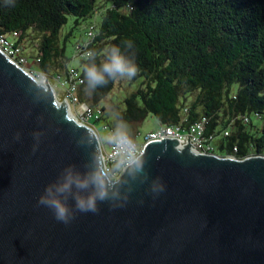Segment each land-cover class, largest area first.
<instances>
[{"label": "water", "instance_id": "95a60500", "mask_svg": "<svg viewBox=\"0 0 264 264\" xmlns=\"http://www.w3.org/2000/svg\"><path fill=\"white\" fill-rule=\"evenodd\" d=\"M33 78L0 52V264H264L262 156L153 142L147 179L129 181L114 208L58 221L39 197L67 165L85 167L92 149L82 129L92 130Z\"/></svg>", "mask_w": 264, "mask_h": 264}, {"label": "trees", "instance_id": "16d2710c", "mask_svg": "<svg viewBox=\"0 0 264 264\" xmlns=\"http://www.w3.org/2000/svg\"><path fill=\"white\" fill-rule=\"evenodd\" d=\"M96 12L99 27L90 25L74 44L79 66L70 68L67 40ZM69 16L73 26L60 41ZM0 36L11 37L22 52L35 40L31 58L50 83L78 71L77 98L100 110L94 122L101 121L107 135L122 118L132 125L151 115L159 126L183 130L203 122L218 157L264 156V0H0ZM113 45L138 72L128 79L131 90L120 107L112 104L110 123L100 102L118 80L106 77L107 84L91 89L83 71L106 59Z\"/></svg>", "mask_w": 264, "mask_h": 264}, {"label": "clouds", "instance_id": "9594fccd", "mask_svg": "<svg viewBox=\"0 0 264 264\" xmlns=\"http://www.w3.org/2000/svg\"><path fill=\"white\" fill-rule=\"evenodd\" d=\"M12 3L13 0H6V4ZM86 55L95 60L91 51ZM104 55L107 58L99 65L93 62L83 71L84 79L91 89L107 84L108 79L116 81L126 77L131 80L137 75V65L121 53L119 46H111L110 52ZM32 83L37 88L47 91L46 80H33ZM53 106L60 110L58 106ZM82 135L85 137L82 141L83 146L92 149L85 167L80 169L72 164L67 165L55 180V191L52 186H47L46 194L41 195L38 200L40 205L51 209L55 218L65 224L74 218L77 211L98 212L101 203L106 202L114 208L113 200L129 181L137 180L141 176L147 179L145 171L147 162L136 149L135 136L126 119L122 118L115 133L105 140L106 143L116 146L114 159H108L100 150L94 132L84 128ZM33 150L35 151V147ZM152 190L162 192L164 188L161 184L153 183ZM70 199L74 201V205L69 204Z\"/></svg>", "mask_w": 264, "mask_h": 264}, {"label": "built area", "instance_id": "2783aa9c", "mask_svg": "<svg viewBox=\"0 0 264 264\" xmlns=\"http://www.w3.org/2000/svg\"><path fill=\"white\" fill-rule=\"evenodd\" d=\"M15 35L16 34L14 33L13 36ZM0 52L16 66L22 68L31 77L35 78L36 75H41L40 80H48V78L44 74L35 73L34 71L24 67L27 62V59L23 55L21 47L15 45L7 37L0 36ZM76 54L79 56L85 55V53H83V50H81L79 47H76ZM54 82L58 90V92H55H57V94L59 95V99H56L62 102L63 104L67 105L68 107L70 105V107L73 108L75 111V114L73 116L76 118V120L80 119L82 121L80 123L90 127V129L93 131V126L88 124V122L97 119L98 115L100 114V110L98 108H92L85 103L79 102L77 98V91L79 89V86L83 83V79L80 77L79 72L71 69L67 77L62 79L58 78ZM111 135L113 134H108V137H110ZM224 135H227V131L224 132ZM167 139L178 141V145L180 147L190 145L191 147L195 148L199 153L214 155V145L212 142L213 139L211 136H204L203 122H197L195 124H192L188 127L187 130H183L180 126H160L158 129L147 133L143 137V143L141 145H138L135 141L136 149L138 153L143 156L144 150L148 144L153 142H160L162 140ZM98 143L100 150L106 155L108 159L111 160L115 158L116 146L114 144H110L108 151H104V144L100 141L99 138ZM247 158L249 157H246L244 159Z\"/></svg>", "mask_w": 264, "mask_h": 264}, {"label": "rangeland", "instance_id": "374dc122", "mask_svg": "<svg viewBox=\"0 0 264 264\" xmlns=\"http://www.w3.org/2000/svg\"><path fill=\"white\" fill-rule=\"evenodd\" d=\"M100 21H101V14L96 12L93 16L86 18L84 20H81L79 25H77V27L73 29L72 35L68 38L67 43H66V56L70 59V62L68 64L70 68H77L79 66V61L77 59H73L74 44L78 41L85 39V32L90 25L93 24L96 26V28H98ZM73 23H74V18L69 16L67 24L64 25L60 31V41H62V38L64 37V35L70 31V29L73 26ZM8 39L11 40L12 38L8 37ZM30 41L31 42L29 44L26 43L23 47V55L27 58V62L24 65V67L37 73V67L34 64L33 59L31 58V56L34 55L33 51H35L36 41L31 40V39ZM35 78L40 80L41 75L39 76L36 75ZM49 84L51 85L53 90L55 89L53 93L55 97L59 99V95L57 94L58 90L56 88L55 82L54 83L49 82ZM130 90H131V86L129 84L128 79L126 78L120 79L117 81L115 88L109 94V96L100 102V106H103L105 108L103 117H106V119L109 120L110 123L114 118L112 108H111L112 104L113 103L117 104V106L120 107L119 102L122 100L125 94L128 93ZM69 110L73 115L75 114L74 109L71 108L70 105H69ZM252 119L255 120L254 117H252ZM78 121L82 122L80 119H78ZM88 124L93 126V128L95 129L94 130L91 127L93 129V132L96 134V136H98L100 141L104 144V148H103L104 151H108L110 144L105 142L108 135L106 131L103 129V123L101 121L95 123L94 120H91L88 122ZM131 127H132V134L135 136L136 143L138 145H141L143 143V137L147 133L155 129H158L160 126L151 115H148L142 123L132 124Z\"/></svg>", "mask_w": 264, "mask_h": 264}, {"label": "bare ground", "instance_id": "6f19581e", "mask_svg": "<svg viewBox=\"0 0 264 264\" xmlns=\"http://www.w3.org/2000/svg\"><path fill=\"white\" fill-rule=\"evenodd\" d=\"M34 80H39V79H36V78H33ZM47 86L50 88V89H52V87L51 86H49L48 84H47ZM55 102H56V104H58V105H61V104H59V102L57 101V99H55ZM67 106V105H66ZM68 107V106H67ZM65 108L66 110H67V112H68V116H69V118L71 119V121L72 122H74V123H76L79 127H81V128H83L81 125H82V123H80L78 120H76V118L73 116V114L70 112V110H69V107L68 108ZM80 123V124H79Z\"/></svg>", "mask_w": 264, "mask_h": 264}]
</instances>
